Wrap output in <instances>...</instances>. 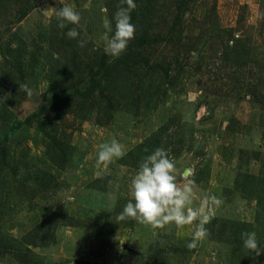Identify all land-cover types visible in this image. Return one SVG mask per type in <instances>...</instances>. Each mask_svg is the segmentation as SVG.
<instances>
[{
	"label": "rangeland",
	"instance_id": "1",
	"mask_svg": "<svg viewBox=\"0 0 264 264\" xmlns=\"http://www.w3.org/2000/svg\"><path fill=\"white\" fill-rule=\"evenodd\" d=\"M134 2L109 62L120 0H63L64 28L59 0H0V264H264L242 242L264 246V0ZM113 140L123 157L97 167ZM157 148L194 206L220 201L195 249L188 226L116 219Z\"/></svg>",
	"mask_w": 264,
	"mask_h": 264
},
{
	"label": "clouds",
	"instance_id": "2",
	"mask_svg": "<svg viewBox=\"0 0 264 264\" xmlns=\"http://www.w3.org/2000/svg\"><path fill=\"white\" fill-rule=\"evenodd\" d=\"M59 3L62 7L52 8L55 10L54 15L58 21V27L64 28L68 24L78 25L80 16L74 8L64 4L63 0H59ZM135 8L134 0H120V6L113 17L114 30L112 21L105 19L103 22L106 31L101 39L104 41L105 54L111 58L109 62L118 59L135 37V26L131 23V12ZM67 36L76 38L78 36L76 28H71ZM80 46L83 47V42H80ZM21 87L26 89L25 85H20ZM123 155L122 147L116 140L101 144L96 166L107 167L114 158H121ZM174 172V162L169 159L164 149L157 148L146 156L131 180L129 189L131 199L116 219L117 221L133 219L153 229H162L169 224H175L178 229L185 226L193 228L192 239L186 245L191 250L195 249L198 242L207 235L205 226L211 218V206L219 204L220 201L214 195H210L194 206L193 181L188 178L191 174L190 170L184 173L183 184L177 183ZM210 184L215 186V181H210ZM116 239L119 240L118 235ZM242 242L243 248L251 253L249 256L253 260L264 254V246L258 243L255 232H243ZM253 253L255 255H252Z\"/></svg>",
	"mask_w": 264,
	"mask_h": 264
},
{
	"label": "trees",
	"instance_id": "3",
	"mask_svg": "<svg viewBox=\"0 0 264 264\" xmlns=\"http://www.w3.org/2000/svg\"><path fill=\"white\" fill-rule=\"evenodd\" d=\"M139 39H140V40H147L146 38H144V37H142V36L139 37Z\"/></svg>",
	"mask_w": 264,
	"mask_h": 264
}]
</instances>
